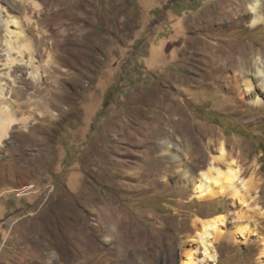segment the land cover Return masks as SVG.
Returning a JSON list of instances; mask_svg holds the SVG:
<instances>
[{
	"label": "rangeland",
	"instance_id": "1",
	"mask_svg": "<svg viewBox=\"0 0 264 264\" xmlns=\"http://www.w3.org/2000/svg\"><path fill=\"white\" fill-rule=\"evenodd\" d=\"M217 2L0 0V84L14 120L0 131V264H204L198 220L218 214L228 222L216 264H264V104L185 72L205 69L210 42L264 53L263 25L202 30ZM4 19L37 50L42 89L44 51L73 76L47 117L19 108L33 90L21 83L28 70L4 66ZM221 145L256 190L245 203L193 193Z\"/></svg>",
	"mask_w": 264,
	"mask_h": 264
},
{
	"label": "bare ground",
	"instance_id": "2",
	"mask_svg": "<svg viewBox=\"0 0 264 264\" xmlns=\"http://www.w3.org/2000/svg\"><path fill=\"white\" fill-rule=\"evenodd\" d=\"M210 12L215 16L216 21L207 20V16L210 13H203L202 17L207 19L203 21L204 28L202 30H206V32L215 31L217 34H223L225 26H232L233 24L241 26L245 23L251 29H255L260 25L264 26V0H218ZM2 24L7 34L3 48L1 49L6 57L4 66L8 70H13V72L28 70V80L21 79V83L25 87L30 86L33 90V93L29 94V97H25V101L19 105V108H28L33 104L37 108H42L44 110L43 114L47 117L51 109L60 107V105L56 104V101H62L65 97L58 90L62 84L69 85L73 76L66 70L60 71V68L58 69L57 53L54 50L50 54L44 51L43 55L46 54L49 60L44 69L47 89H42L38 67L35 66L36 62L34 61V53H37V50H31L25 44L18 45V41L26 40L20 39L21 32L17 33L9 30V24L16 26L15 22L11 23V21L9 22L4 19ZM12 35H14L15 40L12 39ZM70 35V33H67L65 38H69ZM205 36L209 37L208 34H205ZM80 38L83 40L82 37ZM225 44L224 48H227V51H223L219 43H208L206 48H208L209 53L207 56H204L207 58L204 66L205 69H201L202 72L198 73L193 70V67H186V76L193 75L192 79L194 83L199 84V86L204 85L203 82H206V80H217L219 86L224 88L228 94L235 95L237 100L246 102V97L248 96L251 97L253 105H263V51L255 49L252 45L241 46L238 44L231 46L227 43ZM193 53L196 54L197 52ZM26 56L28 61L25 62L24 58ZM178 82L184 83V80L182 79ZM4 90L2 84H0V131L3 132L8 129L9 123L14 122L11 104L6 102L2 97L5 94ZM44 91L46 93L43 95ZM32 96H34V99ZM67 109L69 110L70 108ZM248 179L243 177L241 165L231 157L225 146L221 145L216 158L205 169L200 170L196 174L193 193L200 200H212L222 197L232 198L240 201V203H245L252 191L256 194V190ZM227 222L226 216L220 214L213 218L198 220L196 241L203 256L200 261L204 264H216L217 252L214 243L216 238L222 235L223 227L227 225ZM238 230L242 235L249 233L247 224L240 225ZM191 260L192 258L189 256L188 263L191 264Z\"/></svg>",
	"mask_w": 264,
	"mask_h": 264
}]
</instances>
